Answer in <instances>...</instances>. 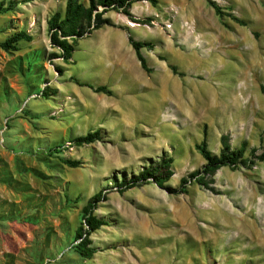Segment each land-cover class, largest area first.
Listing matches in <instances>:
<instances>
[{
  "label": "rangeland",
  "instance_id": "rangeland-1",
  "mask_svg": "<svg viewBox=\"0 0 264 264\" xmlns=\"http://www.w3.org/2000/svg\"><path fill=\"white\" fill-rule=\"evenodd\" d=\"M66 3L0 0L10 9L0 43L32 36L16 52L0 48V264H264V161L169 191L205 165V133L216 155L222 135L233 149L246 143L247 159L264 151V0L140 1L131 17L108 12L116 27L79 40L69 63L51 58L60 50L47 25ZM129 36L153 45L142 49L151 73ZM94 132L99 141L74 143ZM164 156L174 159L165 188L118 192ZM101 190L95 215L108 226L92 234L97 252L85 259L76 230Z\"/></svg>",
  "mask_w": 264,
  "mask_h": 264
},
{
  "label": "trees",
  "instance_id": "trees-1",
  "mask_svg": "<svg viewBox=\"0 0 264 264\" xmlns=\"http://www.w3.org/2000/svg\"><path fill=\"white\" fill-rule=\"evenodd\" d=\"M140 1H148L152 4L156 3V0H89L88 6H86L81 0H67L64 16L57 12L47 22L51 46L60 50V54L54 53L51 55V58H61L64 62L69 63L73 58V53L79 40L105 26L116 27L110 18L105 17L108 12L117 11L131 17V7ZM214 8L217 13L221 14L218 7L214 5ZM9 10V8L4 7V4L0 5V15L7 13ZM31 41L32 36L30 34L20 31L8 37L4 42H1L0 48L5 52H16L19 50L21 42ZM129 43L133 47L143 70L151 73V69L148 67L147 61L142 54V49L147 48L152 50L153 45L148 42L136 41L132 36H129ZM170 68L174 74L182 75L178 72L176 66L171 65ZM58 72L63 75L64 70L58 68ZM77 83L81 86L89 87L97 93L111 95V91L106 86L94 87L89 83ZM261 91L264 95V86H261ZM100 139L98 132H94L76 138L74 143L77 145H89ZM221 145L222 150L219 155L212 153L209 150L207 134L205 133L203 142L197 145V149L206 161L205 165L202 169L195 170L186 177H183L179 189L169 188V191L177 194L183 193L192 183L208 186V179L223 167H229L233 170L240 167L250 168L256 161H264V151L256 155L255 149L251 151L254 159L245 158L247 144L243 143L239 149H233L228 135L221 136ZM64 163L72 168L80 165L76 161H65ZM173 163L174 159L172 157L164 156L159 162L145 167L139 174L132 176L129 180L123 179L121 183L116 185V188L119 193L148 184H156L161 188H165L166 183L174 176ZM104 192V190H101L88 200L83 209L82 223L76 230L75 239L77 244L75 250L85 259H91L97 252L95 248L91 247L92 242L90 237L92 234L102 227L108 226L107 221L95 215L98 205L106 199Z\"/></svg>",
  "mask_w": 264,
  "mask_h": 264
},
{
  "label": "bare ground",
  "instance_id": "bare-ground-1",
  "mask_svg": "<svg viewBox=\"0 0 264 264\" xmlns=\"http://www.w3.org/2000/svg\"><path fill=\"white\" fill-rule=\"evenodd\" d=\"M130 25L131 26H134V24L133 23H130ZM263 209V208H262ZM252 210V209H251ZM248 216H250V215H248ZM246 217V216H245ZM224 218V217H223ZM258 218L260 219L259 221H263V220H261V219H264V212H262V213H260L259 215H258ZM221 219V218H220ZM245 220V219H244ZM249 222V221H248ZM259 225L260 226H264V222H262V223H259ZM252 226V225H251ZM198 227V226H197ZM222 227V226H221ZM248 227V226H247ZM223 228H225L226 229V227H223ZM234 228V227H233ZM254 228V227H253ZM198 229V228H197ZM228 229V228H227ZM251 229V228H250ZM251 230H254V229H251ZM250 230V231H251ZM256 230V229H255ZM258 232V231H257ZM261 234V233H260ZM259 234V235H260ZM250 235V234H249ZM258 235V234H257ZM262 235V234H261ZM259 237V236H258Z\"/></svg>",
  "mask_w": 264,
  "mask_h": 264
}]
</instances>
